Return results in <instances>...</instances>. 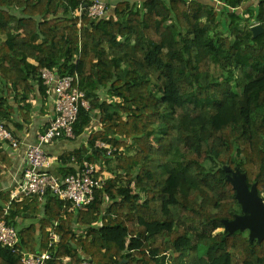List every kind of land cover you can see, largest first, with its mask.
Masks as SVG:
<instances>
[{"label": "trees", "instance_id": "16d2710c", "mask_svg": "<svg viewBox=\"0 0 264 264\" xmlns=\"http://www.w3.org/2000/svg\"><path fill=\"white\" fill-rule=\"evenodd\" d=\"M92 1L0 0V123L15 133L19 116L32 121L43 68L78 74L90 108L74 131L89 137L60 157V176L85 160L111 173L83 209L0 192V219L20 234L17 250L0 244V264L23 252H51L48 264H264V240L224 224L243 214L226 167L264 198V33L252 30L264 0H104L99 19ZM0 163L11 164L5 147Z\"/></svg>", "mask_w": 264, "mask_h": 264}, {"label": "built area", "instance_id": "2783aa9c", "mask_svg": "<svg viewBox=\"0 0 264 264\" xmlns=\"http://www.w3.org/2000/svg\"><path fill=\"white\" fill-rule=\"evenodd\" d=\"M216 6L222 5V0H212ZM110 10V6L104 0H93L87 8L88 16L92 19L104 17ZM78 12L82 13V9ZM259 23H256L257 25ZM47 97L53 100L55 116L51 118L44 131L38 134L37 143L27 147L25 153L26 167L22 180L16 189L12 191V199L25 196L38 195L40 199L51 192L61 200L71 203L72 209L85 208L94 199L96 189L105 183L102 175H98L100 167L96 163L85 160L77 174L58 176L47 171V167L53 163L46 150V145L60 138L74 139L76 137L74 127L79 118L82 107L90 108V102L83 91L78 88L80 78L78 74L60 77L55 70L43 68L41 70ZM21 139L3 123H0V151L7 144L11 148L18 149ZM96 147L108 149V154L117 151L110 144L98 140ZM60 236L51 233L50 245H57ZM20 242V234L16 227L0 219V244L17 250ZM52 259L51 252H23V264H48ZM78 264H95L89 259H84Z\"/></svg>", "mask_w": 264, "mask_h": 264}, {"label": "crops", "instance_id": "0c3cea01", "mask_svg": "<svg viewBox=\"0 0 264 264\" xmlns=\"http://www.w3.org/2000/svg\"><path fill=\"white\" fill-rule=\"evenodd\" d=\"M11 100L14 101L13 98ZM32 104V121L27 123L23 121V118L20 116L18 118V121L21 123V130L15 131V133L22 141L19 148L14 149L10 146L5 147L11 158V164L6 166L5 164L0 163V169L2 170L0 174V192H12L17 188L19 182L22 180L23 172L26 167L25 153L27 147L31 144L37 143L38 134L44 131L51 118L55 116L54 103L50 97L43 98L38 96L32 100ZM94 127L96 130L101 128V123H98L96 119ZM88 137L89 133H84L80 136H76L74 139L61 138L46 145L47 153L53 157V163L51 166L47 167V171L60 176V172L63 168L60 162V157L66 152L84 146L87 143ZM100 174L102 176L105 175L106 178L108 175H111L110 171L107 169H104Z\"/></svg>", "mask_w": 264, "mask_h": 264}, {"label": "water", "instance_id": "95a60500", "mask_svg": "<svg viewBox=\"0 0 264 264\" xmlns=\"http://www.w3.org/2000/svg\"><path fill=\"white\" fill-rule=\"evenodd\" d=\"M255 35L264 33V26L257 24L252 27ZM5 147L8 145L5 144ZM228 181L236 190V198L242 206L243 214L236 215L233 220H224L225 229L231 233L237 230L249 231L251 241L264 240V198L260 195L257 184L249 185L246 173L241 169L225 168Z\"/></svg>", "mask_w": 264, "mask_h": 264}, {"label": "rangeland", "instance_id": "374dc122", "mask_svg": "<svg viewBox=\"0 0 264 264\" xmlns=\"http://www.w3.org/2000/svg\"><path fill=\"white\" fill-rule=\"evenodd\" d=\"M77 14L79 15L80 12H78ZM114 163H116V162H114ZM102 177L104 178V180L107 179L105 175H103ZM107 177H111V175H108ZM197 230H198L200 233L202 232V233H205V234H210L211 231H212V229L207 228V227H201V228H199V229H197ZM195 232H197V231H194V233H195ZM245 234H246V235H249V231H246ZM187 242H188L187 238H183L182 240H180V241L178 242V248H179V249L182 248ZM162 259H165V261L171 263V261H172V256H171L170 254H166V255H164V258H162ZM162 259H161V260H162Z\"/></svg>", "mask_w": 264, "mask_h": 264}]
</instances>
